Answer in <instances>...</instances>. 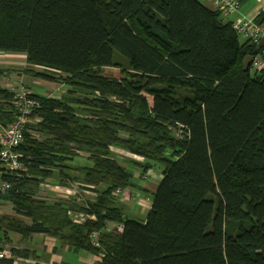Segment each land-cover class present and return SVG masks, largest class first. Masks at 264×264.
Masks as SVG:
<instances>
[{
    "label": "trees",
    "instance_id": "trees-1",
    "mask_svg": "<svg viewBox=\"0 0 264 264\" xmlns=\"http://www.w3.org/2000/svg\"><path fill=\"white\" fill-rule=\"evenodd\" d=\"M0 51L26 55L20 73L65 86L31 93L40 106L17 147L21 169L2 174L15 216L0 218V251L12 231L97 264H264V66L251 64L264 62V42L240 39L201 0H0ZM12 100L0 83V125L15 118ZM79 152L91 166L73 165ZM155 163L145 219L128 216L114 190ZM48 179L74 193L44 197Z\"/></svg>",
    "mask_w": 264,
    "mask_h": 264
},
{
    "label": "crops",
    "instance_id": "crops-1",
    "mask_svg": "<svg viewBox=\"0 0 264 264\" xmlns=\"http://www.w3.org/2000/svg\"><path fill=\"white\" fill-rule=\"evenodd\" d=\"M205 5L215 8L213 4V0H201ZM239 3V7L237 10L231 12L227 15L226 19L234 21L236 18L246 17V18H254L260 11H264V0H237ZM26 55L22 52H7L0 51V63L1 61L11 62L13 66H10L11 70H4V72L9 74L10 72H16L18 81H15L12 76L3 75L0 79V83L2 86H5L9 89L11 87H17L18 85L23 83L26 89L30 93L51 95L53 91L56 90L54 87L55 82L46 81L39 78H34L31 80V83L25 81V77L27 74L20 73L22 68L27 65L25 61ZM8 58H18L17 60H11ZM252 63V62H251ZM19 65L18 67H16ZM9 66V65H8ZM6 66L4 64H0V68L4 69ZM19 69V70H16ZM24 80V81H23ZM33 85L41 86L45 89L44 93L34 92L32 89ZM54 87L51 93L47 94L48 88ZM59 91L62 92L63 88H59ZM37 120V119H36ZM111 150L114 154L124 161L130 160L132 158L138 159V157H134L131 153L127 152L124 149L113 147ZM79 154H84L88 157V154L85 152H79ZM128 162V161H127ZM73 163V161H72ZM74 165V164H73ZM81 166V165H76ZM134 177L138 179L135 182V186L133 189L124 188L123 191L128 193L131 192L136 195V199L129 200L128 197L124 194L119 196L118 201L120 205L124 208V211L128 216H135L137 213L143 214L145 211H148L150 208V204L148 202V197L145 192H143V188H146L149 192H152L153 187L157 185L161 176L160 173L155 172L154 170L148 171L147 178H142L141 175L137 171L134 172ZM50 182L44 184L45 193L50 191V195L53 198L59 197H68L69 196V185H57L54 184L51 179H48ZM43 186V185H42ZM74 188V187H73ZM142 190V192H141ZM122 191V192H123ZM90 195H94V193H88L86 197H90ZM85 197V198H86ZM141 219V218H140ZM28 221V220H27ZM6 235L8 236V242L2 240L3 250L6 252V259H13L11 264H97L99 257L94 254L89 253L85 250L73 251L67 247V245L60 244L58 240L54 237L42 234V233H32L28 236H21L17 232L7 231ZM8 246V247H6ZM7 248V249H6ZM11 248H15L18 250L26 251L28 253L27 256L18 255L15 256ZM0 264H5L0 261Z\"/></svg>",
    "mask_w": 264,
    "mask_h": 264
},
{
    "label": "built area",
    "instance_id": "built-area-1",
    "mask_svg": "<svg viewBox=\"0 0 264 264\" xmlns=\"http://www.w3.org/2000/svg\"><path fill=\"white\" fill-rule=\"evenodd\" d=\"M214 6L220 10L223 17L235 11L239 7L237 0H213ZM233 28L243 39H249L250 42L259 44L262 36H264V23H258L254 18L240 17L232 21ZM252 66L261 69L264 62L256 57L252 60ZM13 92V108L15 118L12 122L6 125H0V193L5 192L11 186V182L7 178L2 177V174H11L13 171L21 169V153L17 149L23 140L26 123L29 121V116L40 106L37 98L26 89L23 84L17 87H11ZM41 194L46 197L45 191L41 190ZM126 195L129 200L136 199V195L131 192H122V189L116 188L113 195ZM79 218L85 217L79 214ZM93 218V215H88ZM121 225L116 224V229L121 230ZM93 237L96 234H92ZM94 244L97 243L94 241ZM6 258V252L0 251V260Z\"/></svg>",
    "mask_w": 264,
    "mask_h": 264
},
{
    "label": "rangeland",
    "instance_id": "rangeland-1",
    "mask_svg": "<svg viewBox=\"0 0 264 264\" xmlns=\"http://www.w3.org/2000/svg\"><path fill=\"white\" fill-rule=\"evenodd\" d=\"M240 39H243V38L240 36ZM8 59H11V60H17L18 58H14V59H12V58H8ZM0 64H1V65L4 64V66H6L3 70H7V69H8V70H11V69H10V66H13V65H11V64H12L11 62H7V61H1ZM8 65H9V66H8ZM18 66H19V65H17L16 67H18ZM39 69H40V68H39ZM16 70H19V69H16ZM101 71H103V73H105V74H108V75H114V76H118V75L120 74V73H119V69H118L117 67H114V66H106V67H103V68H101ZM3 75H6V73L3 72ZM7 75H8V76H9V75L12 76V77L14 78L15 81H18V80H19V79H17V75H19V74H16V72H10L9 74L7 73ZM7 75H6V76H7ZM10 76H9V77H10ZM24 78H25V81L27 80L28 83L32 84V83H31V80H33V77H32V76H27V77L24 76ZM23 81H24V80H23ZM54 87L56 88L55 91H53ZM54 87L46 89V90H47V94H48V93H51V92L53 91V93H51V95H55V96L59 95V96H60L61 92L59 91V88H63V89L65 88V86H64V85H61L59 82H55ZM32 89H33L34 92H37V93H44V91H45V89H44L43 87L38 86V85H33V86H32ZM112 153L114 154V152H112ZM114 155H115V154H114ZM73 164H74V165H81V166H91V165H92V161H91V159H90L89 157H87L86 155H84V154H79V155H76V156L74 157V159H73ZM152 169L155 170V171H157V172H160V170H161V165L155 163V164L153 165ZM132 181H133V182H134V181L137 182L138 179H136L135 177H133V178H132ZM47 182H50V181L47 180L46 183H47ZM46 183H45V184H46ZM53 183L61 186V184H59V183H57V182H54V181H53ZM134 183H135V182H134ZM42 188L45 189L44 184H43ZM126 188H127V189H133V186H129V187H126ZM45 190H46V189H45ZM141 192H142V190H141ZM49 193H50V191H47V193H46V198H48V199H52L53 196H51ZM72 193H74V189H73V187L69 186V194H72ZM86 195H88V194H86V193H81V197L84 198V199H85ZM90 196H91V195H90ZM93 197H94V196L92 195L91 198L93 199ZM147 197H148V199H147L148 202L151 203V200H150L151 195H148ZM92 199H90V200H92ZM146 215H147V211H145L143 214L137 213L134 217H136V218H141V220H142V219H145ZM14 216H15V215H14V211H13V209H12V204H11L9 201L0 200V218H2L3 221H6L7 218L10 219V218H12V217H14ZM25 220L27 221L28 219H25ZM111 226H112V223L109 224V228H111ZM4 241H5V239H4ZM6 241L8 242L7 239H6ZM6 247H8V246H6ZM8 248H9V247H8ZM6 249H7V248H6Z\"/></svg>",
    "mask_w": 264,
    "mask_h": 264
},
{
    "label": "water",
    "instance_id": "water-1",
    "mask_svg": "<svg viewBox=\"0 0 264 264\" xmlns=\"http://www.w3.org/2000/svg\"><path fill=\"white\" fill-rule=\"evenodd\" d=\"M263 42H264V36H262L261 41H260V44H262ZM251 60H252V57L251 56H247L245 58V60H244V67H245V69H247L249 67V64H250Z\"/></svg>",
    "mask_w": 264,
    "mask_h": 264
},
{
    "label": "clouds",
    "instance_id": "clouds-1",
    "mask_svg": "<svg viewBox=\"0 0 264 264\" xmlns=\"http://www.w3.org/2000/svg\"><path fill=\"white\" fill-rule=\"evenodd\" d=\"M122 191H123V189H122ZM116 196V195H115ZM117 198H119V196H116ZM151 205V204H150Z\"/></svg>",
    "mask_w": 264,
    "mask_h": 264
}]
</instances>
